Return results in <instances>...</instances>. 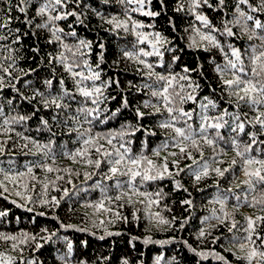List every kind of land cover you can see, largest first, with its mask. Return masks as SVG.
Returning a JSON list of instances; mask_svg holds the SVG:
<instances>
[{"label": "snow or ice", "instance_id": "obj_1", "mask_svg": "<svg viewBox=\"0 0 264 264\" xmlns=\"http://www.w3.org/2000/svg\"><path fill=\"white\" fill-rule=\"evenodd\" d=\"M105 3L108 0H104ZM121 4H132L136 7L125 9V19H120L117 16H112L106 19V23L113 26L115 30H123L124 32L132 31L135 33L136 41L132 50L121 49L123 57L134 61L138 65H142L143 69H137L141 72L148 81L143 84V88L150 93V99L142 102L141 105L135 108V116L137 123L135 125L130 122L124 123L120 129L108 130L106 132H96L94 128L97 121L101 124L106 123L108 119L115 117L120 109L107 114V111L101 108L108 99L105 95L106 89L116 84L119 87V80L108 78L102 80V69L100 64L104 62L103 51L98 54V60L95 65L90 62L91 50L93 42L85 39L77 38V41L72 45L64 42V36L70 35L77 37L75 31L65 33L64 28L59 26V22L66 20L69 16L80 19L82 14H78L74 10H69V4H78L79 0H37V6L33 17H28V9L33 5V0H17L16 4H12L11 0H0L4 7L0 8V29L9 28L12 20L10 13L15 9L19 13L24 14V23L32 29V35H36L35 30H46L49 33L48 43H57L58 50L55 55L48 54L49 65L58 64L65 73L67 78L71 80V87L66 85V80L63 76L57 78L55 67L52 69L50 78H44L41 81L43 90L39 87L31 89V95L26 96L16 88V82L19 77H13L11 68L14 67L15 58L8 56L5 59H11L13 62L8 66L0 63V91L5 87H11L20 99L29 105H32L33 111L30 114H20L12 108V112L16 114H5L3 106H0V135L7 136L8 139L0 140V157L6 152L12 151L8 147V141L11 140V133L24 140L22 145L17 144L21 151L29 149V144L32 145L37 153L42 154L45 158L50 159L54 164L57 156L53 152L55 145L54 139H49L47 143H41L36 139L24 135L22 132H16L14 125H26L27 121L32 119V116L42 107L51 112V121L40 118V126L36 129L37 132L42 130L47 131L52 137L56 133L52 130V125L69 129V134L75 133V141L78 147L73 150L62 148L59 155L66 157L75 164H80L85 168H91L95 171H84L83 177L85 180L90 179L93 175H99L100 181L94 185L81 187L78 192L88 193L92 190H99L100 196L95 201L85 200L82 204L85 208L93 210V215L108 214L114 219H109L107 223H114L117 220L127 222L128 218L123 216L120 211L114 209L123 208L126 205L135 207L137 203L147 202V207L151 208L153 204H159L158 199H153V194L147 191H141L140 188L145 182H153L156 180L172 178L176 189H180L183 185L175 177L180 174L183 169L179 166L181 159H189L193 161V165H189V175L192 176L195 182H200L207 178L210 172L217 177L223 178L225 173L231 172L238 168L239 174L244 177V191L240 193H232V189H227L232 193L229 196H221L219 193L212 201L220 205L219 215L217 210H212V216L205 218L206 221L214 220L221 225H228V231L243 233V235H234L229 244L232 247L238 248L245 255L237 256V259L245 261V264H264V236H261L257 229L261 224H264V215H256L245 217V223L237 228V222L232 217V214L227 210L229 199H233L236 203L232 205L234 209L247 205L249 207H260V211L264 213V0H235L231 18L227 15L229 5L226 0H178L174 11L186 12L194 17L198 22V26L191 28V34L187 37L188 47L209 51L217 49L223 54V63L215 64L214 71L217 74L219 86V98L223 100L225 105L221 104L209 96H204L197 101V93L201 89V85L194 81L190 75L196 69H189L187 66L181 69L180 73H158L155 71V65L150 63L146 58L156 56L159 58V66H163L164 52H174L175 47H167L169 40L159 32L146 33L141 31L146 25L128 14L129 11L138 12L146 17H156L160 12L151 10L152 0H118ZM161 8H164V0H159ZM243 6V7H241ZM207 7L222 13V19L219 25L213 24L209 17L204 14L201 9ZM99 15V13H97ZM7 17V19H6ZM39 17L40 22L35 23V18ZM104 19V17H101ZM131 21V23H129ZM170 25L175 28L174 22L170 19ZM152 27V25H147ZM237 29V31H234ZM14 35L19 33L20 29H9ZM186 31H188L186 29ZM27 34V33H25ZM247 37L250 43L246 47H237L234 43H223L219 37H228L240 39ZM8 37L0 33V41L6 40ZM258 43H251V41ZM13 43H20V36L16 35ZM147 45V48H137V45ZM101 50L104 45L99 44ZM163 49V50H162ZM227 49V50H226ZM9 51H13L9 47ZM33 51L39 52V48H34ZM179 60V56H172L171 64ZM171 64L169 67H171ZM146 69L147 71H143ZM23 71L25 76L29 75L34 69ZM202 75V73H201ZM7 77V79H6ZM54 83L58 85L56 90H53ZM31 81H26L25 85H30ZM131 86V82L129 83ZM139 90V88H138ZM212 93H217V88H211ZM36 101V104H33ZM188 102L197 104L199 111L196 109L186 110L184 105ZM11 107L13 101H7ZM128 100L123 98V107L127 108ZM151 109L152 111L145 113L141 109ZM232 109V110H230ZM211 113V114H210ZM159 114L161 119L156 126L166 130V137L159 147L152 150L151 154H146V142L142 146L141 151L133 152V141L128 139L130 136H135L136 132L143 130L146 135H155L156 133L151 128H142L140 121L146 115ZM195 114V115H194ZM103 117V119H102ZM226 130L227 135L224 134ZM27 131V129H25ZM205 147L211 149L214 155L206 161H199L193 156V152L204 156ZM171 148L177 151H171ZM29 149V151H32ZM167 155L161 157V153ZM229 152L235 153L228 167L221 168L217 165H223L225 161L223 157ZM28 155V152H24ZM151 157L160 158L159 161ZM169 157H172L171 161ZM5 163L0 159V165ZM17 162L14 159L7 161V169L0 167V175L4 177L0 180V189L3 192H8V187L5 181L18 184L25 192L28 191L27 183H19V181L28 178L36 180L33 172L34 168H41L47 173L64 172L66 175H73V169H59L49 166L47 163H26L23 167L25 170L18 171ZM172 165L170 170L169 165ZM103 171H100L101 168ZM76 176H80L81 172L76 171ZM123 178V179H120ZM56 181L64 180V176L56 175ZM236 179L233 173V180ZM112 181V185L105 183ZM55 185V181H52ZM72 184V180L66 181ZM48 183L45 182L43 187L48 188ZM115 189L116 194L110 195V190ZM259 189V196L257 190ZM58 191L60 189H57ZM187 191V189H184ZM63 195L68 196L67 189H63ZM25 192L17 191L15 194L22 200L28 203L32 202V197L26 195ZM2 194V193H0ZM46 194V193H45ZM251 195V199L249 196ZM155 196H162L161 192H156ZM142 197L143 200L136 199ZM7 199V197H5ZM16 203V201H12ZM56 197H52L51 201L42 200L41 204H59ZM185 205H191V200L182 201ZM23 207L24 205H18ZM31 211L32 209H28ZM6 215L5 212H0V216ZM43 216L44 213H39ZM133 218L138 220L139 216L136 211L133 212ZM149 221L155 220L157 225L171 226L175 222V217L170 221L160 215L159 212L147 213ZM101 225L105 224V220H100ZM65 228L72 226H63ZM208 227H214L209 223ZM77 231H86V229H75ZM47 232L46 228L42 229ZM107 231V230H105ZM108 235H119V233L108 232ZM57 235L55 232L48 236H42L43 240H50L52 236ZM206 233L201 229L198 238H205ZM260 241L257 246L253 237ZM66 251L59 259L63 264H72L71 256L73 254V242L69 239L62 238ZM103 239V237H101ZM133 239H136L135 237ZM217 238H213L215 242ZM0 240L11 241L12 250H19L20 255H23L21 245H26L29 240L35 241L36 236H30L28 233H21L20 236L5 235L0 233ZM85 245L87 242H83ZM144 244L159 243L162 241H154L151 237L143 240ZM42 245H36L39 249ZM191 247V246H189ZM196 252L195 249H192ZM201 258H207L208 255H213L217 260L225 261V257L216 252H196ZM235 255V253H233ZM156 264H174V261H165L163 255L155 258ZM0 264H18L15 257L0 252ZM19 264H24L21 260ZM28 264H37L35 259L30 260ZM123 264H129L125 259Z\"/></svg>", "mask_w": 264, "mask_h": 264}, {"label": "trees", "instance_id": "obj_2", "mask_svg": "<svg viewBox=\"0 0 264 264\" xmlns=\"http://www.w3.org/2000/svg\"><path fill=\"white\" fill-rule=\"evenodd\" d=\"M12 4H16L17 0H11ZM215 3V0H211ZM229 7L227 8V15L229 18L232 16L233 6L235 0H226ZM178 0H164V8H161L159 0H152L151 10L160 12L159 16L146 17L138 12L129 11L132 19L143 22L146 27L141 31L146 33L159 32L169 40V44L164 47H175L174 52H164L163 66H159V58L156 56L147 57L146 59L155 65V71L158 73H180L181 69L187 66L189 69H196L190 73L192 79L201 85L200 91L197 93V101L199 102L202 97L209 96L216 99L222 107L225 105L223 100L219 98V86L217 74L214 71L215 64L223 63V54L217 49H210L204 51L202 48L195 49L188 47L189 41L187 37L191 34V28L198 26V22L194 20L191 14L186 12H176L174 8ZM37 6V0H33V5L28 9V17H33ZM4 7L0 3V8ZM136 7L132 4H121L118 0H79L78 4H69V10H74L78 14H82L80 19L77 17L69 16L66 20L60 21L59 26L64 28L65 33L75 31L77 37L70 35L64 36V42L72 45L79 39H85L93 42L91 50L90 62L95 65L98 60V54L103 51L104 62L100 64L102 69V80L108 78L119 80V87L113 84L106 89L105 95L114 97L108 99L101 108L107 111L111 116L112 112L120 109L119 113L106 123L101 124L99 121L95 122L96 126L94 131L106 132L108 130H117L121 126L130 122L135 125L137 123L135 116V108L142 104L143 101L150 99V93L143 88V84L148 81L137 69H143L142 65L136 64L134 61L128 60L123 57L121 49L132 50L136 41L135 33L132 31L124 32L115 30L112 25L106 23V19L112 16H117L120 19H125V9H132ZM243 7V6H241ZM201 11L206 14L213 24L219 25L222 19L220 11L204 7ZM99 13V15H97ZM12 20L9 28L0 29V33L5 34L8 38L0 41V63L8 66L13 61L5 59L11 56L15 58L14 67L10 69L13 77H19L16 82V88H19L26 96L31 95V89L39 87L43 90L41 81L44 78H50L52 69L55 67L56 76L60 78L63 76L66 80V85L71 87V80L67 78V73L58 64L49 65L48 54L55 55L58 50L57 43H48L49 33L46 30H35L36 35H32V29L25 25V16L15 9L10 13ZM101 17H104L102 19ZM7 19V17H6ZM175 24L173 28L169 20ZM264 19V17H261ZM40 18H35V23H39ZM131 23V21H129ZM152 25V27H147ZM20 29L19 33L15 35L9 29ZM186 29L188 31H186ZM237 31V29H234ZM27 33V34H25ZM20 36V43H13L15 36ZM223 43H234L237 47H246L250 43L247 37L240 39L219 37ZM104 45V49L99 48V44ZM251 43H258V41H251ZM9 47L13 51H9ZM34 48H39V52L33 51ZM137 48H147V45H137ZM163 50V49H162ZM227 50V49H226ZM179 56L174 64H171L172 56ZM215 61V64L213 63ZM171 64V67L169 65ZM34 69L29 75L25 76L23 71ZM143 71H147L144 69ZM202 73V75H201ZM0 75H3L0 72ZM7 79V77H6ZM26 81H31L30 85H25ZM131 82V86L129 83ZM58 85L54 83L53 90H56ZM139 88V90H138ZM211 88H217V93H212ZM127 98L128 107H123V98ZM12 99L11 107L7 101ZM36 104V101H33ZM0 106H3L5 114L14 115L16 112L20 114H30L33 111L32 105L22 101L20 97L11 87H5L0 91ZM12 108L16 112H12ZM186 110L196 109L199 111L198 105L188 102L184 105ZM145 113L152 111L151 109H141ZM232 110V109H230ZM211 114V113H210ZM195 115V114H194ZM44 117L50 119L51 112L40 108L32 119L27 121L26 125H14L16 132H22L26 136H30L41 143H47L49 139L55 140L53 152L56 153L57 159L53 164L50 159L45 158L42 154L37 153L32 149L29 144V149L21 151L15 145H22L24 140L11 133V140L8 141V147L12 149L0 159L5 163L0 165L7 169V161L14 159L17 164V170H25L26 163H47L49 166L59 169H73V175L68 176L64 172L47 173L41 168H34L36 180H29L25 178L19 183H27L28 191L9 181H5L8 187V192H3L0 189V212H5L6 215L0 216V233L5 235L20 236L21 233H28L30 236H36L33 242L28 241L26 245H21L23 248V255H20L19 250H12L11 241L5 242L0 240V252L11 255L16 258L18 264L22 260L24 264H28L30 260L35 259L37 264H63L59 256L63 255L66 251L62 238H67L73 242V254L71 256L72 264H123L125 259L129 264H156L155 258L163 255L165 261H174V264H225L224 261L217 260L213 255H208L207 258H201L196 252H216L225 257L227 264H245V261L237 259V256L245 255L240 252L238 248L232 247L229 241L232 240L234 235H243V233L228 231V225H221L214 220L206 221L205 218L212 216V210H217L219 215L220 205L213 203L219 193L221 196H231L232 193H240L244 191L243 179L244 177L239 174V169H233L231 172L225 173L223 178L217 177L214 173L210 172L207 178L202 179L200 182H195L191 175H189V165H193V161L189 159H181L179 166L183 171L180 172L175 180H179L183 185L182 188L176 189L174 180L165 177L164 179L156 180L153 182H145L140 188L141 191H147L153 194V199H158L159 204H153L151 208L147 207V202L137 203L135 207L125 206L123 208L114 209L120 211L123 216L128 218L127 222L117 220L114 223H107L109 219H114L108 214L93 215V210L82 206L85 200L95 201L99 198V190H92L88 193L78 192L81 187L94 185L97 181L101 180L99 175H93L90 179L85 180L83 177L84 171H95L91 168H85L80 164H75L66 157L59 155L62 148L66 147L68 150H73L78 147V143L74 142L76 134H69V129L64 127H57L52 125L53 132L56 133L55 137L47 131L37 132L36 129L40 126V118ZM103 119V117H102ZM161 119L159 114L146 115L140 121L142 128H151L155 135H146L143 130L136 132L135 136H130L128 139L132 140L133 152H139L146 142V154H151L152 150L159 147L166 137V130L160 129L156 126L157 122ZM27 129V131H25ZM224 134L227 135L226 130ZM8 139L7 136L0 135V140ZM264 139V137H261ZM171 151H177L171 148ZM24 152H28L25 155ZM167 155L162 152L161 157ZM214 155L213 151L207 147L204 149V156L201 158L198 153L193 152V156L203 162L209 160ZM159 161L158 157H151ZM235 158L234 152H229L223 157L225 163L217 165L221 168L228 167L231 160ZM172 157H169L171 161ZM194 166V165H193ZM170 170L172 165H169ZM102 166L100 171H103ZM76 171L81 172L80 176H76ZM233 173L236 179L233 180ZM56 175L64 176V180L56 181ZM4 177L0 175V180ZM71 179L72 184L66 183ZM123 179V178H120ZM52 181H55L53 185ZM47 182L48 188L44 189L43 184ZM108 185H112V181H106ZM231 188L232 193L227 189ZM57 189H60L59 191ZM63 189H67L68 196L63 195ZM184 189H187L185 191ZM17 191L25 192L26 195L32 197V202L28 203L22 200L15 193ZM161 192L162 196H155L156 192ZM46 193V194H45ZM110 195H115V189L110 190ZM259 196V189L257 190ZM7 197V199H5ZM52 197L59 200V204H41L40 201H51ZM138 200H143L142 197H137ZM251 199V195L249 196ZM184 200H191V205L182 203ZM12 201H16L13 203ZM236 202L233 199L227 201V210L232 214V217L237 222V228L245 223V217L256 215H264L260 211V207L256 208L244 205L238 210L232 207ZM18 205H24L20 207ZM28 209H32L29 211ZM136 211L139 219L133 218V212ZM159 212L161 216L168 220L175 217V222L171 226L157 225L155 220L149 221L147 213ZM39 213H44L41 216ZM100 220H105L106 223L101 225ZM211 223L214 227L209 228L208 224ZM63 226H72L65 228ZM46 228L48 231L43 232L42 229ZM86 229V231H77L75 229ZM204 229L206 233L210 232L211 235H206L201 239L199 233ZM107 230V231H105ZM261 236H264V224H261L257 229ZM55 232L57 235L52 236L50 240L41 239L42 236H48ZM119 233V235H108L107 233ZM103 237V239H101ZM136 239H133V238ZM151 237L154 241H162L163 244L151 243L144 244L143 240ZM216 239L215 242L213 238ZM257 246L260 241L254 236ZM83 242H87L86 245ZM36 245H42L39 249ZM191 246V247H189ZM195 249L196 252H193ZM235 253V255L233 254Z\"/></svg>", "mask_w": 264, "mask_h": 264}]
</instances>
